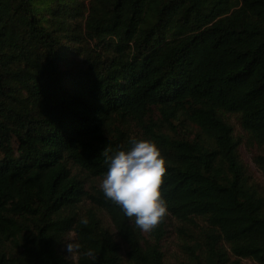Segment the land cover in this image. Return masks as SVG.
<instances>
[{
	"label": "trees",
	"instance_id": "16d2710c",
	"mask_svg": "<svg viewBox=\"0 0 264 264\" xmlns=\"http://www.w3.org/2000/svg\"><path fill=\"white\" fill-rule=\"evenodd\" d=\"M133 137L166 161L145 233L92 185ZM240 144L264 171V0H0V264H170V235L177 264H264Z\"/></svg>",
	"mask_w": 264,
	"mask_h": 264
},
{
	"label": "clouds",
	"instance_id": "9594fccd",
	"mask_svg": "<svg viewBox=\"0 0 264 264\" xmlns=\"http://www.w3.org/2000/svg\"><path fill=\"white\" fill-rule=\"evenodd\" d=\"M129 144L126 149L104 153L107 171L100 181V190L124 216L134 217L135 225L149 232L167 213V203L159 191L166 161L152 139L133 137ZM81 223L88 221L82 218ZM79 247L78 243L67 244V251ZM87 255L95 259L92 252Z\"/></svg>",
	"mask_w": 264,
	"mask_h": 264
},
{
	"label": "rangeland",
	"instance_id": "374dc122",
	"mask_svg": "<svg viewBox=\"0 0 264 264\" xmlns=\"http://www.w3.org/2000/svg\"><path fill=\"white\" fill-rule=\"evenodd\" d=\"M234 130L236 134L238 135L241 130L237 126V124H234ZM237 154L239 156V159L241 160L242 164L246 168L247 174L249 175V179L251 182H254L257 184L260 191L264 192V171L260 170L253 162H252V156L251 152L242 144H240L237 147ZM100 178L92 180V185H97L100 187ZM103 219L106 223V225H110L107 217L103 216ZM145 233V231H144ZM66 239L71 241L74 239L73 232H69L65 235ZM66 246V245H65ZM164 251L166 254V261H168L170 264H177L178 263V256L179 253L176 252V247L174 245V238L172 235L168 237V241L164 244ZM71 254V253H70ZM74 258V255H73ZM241 264H257L256 262L250 260V259H242Z\"/></svg>",
	"mask_w": 264,
	"mask_h": 264
}]
</instances>
